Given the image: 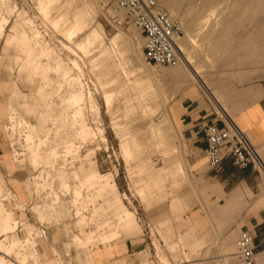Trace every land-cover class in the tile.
Listing matches in <instances>:
<instances>
[{"label":"rangeland","instance_id":"1","mask_svg":"<svg viewBox=\"0 0 264 264\" xmlns=\"http://www.w3.org/2000/svg\"><path fill=\"white\" fill-rule=\"evenodd\" d=\"M156 1L181 33L175 66L144 62L142 36L112 0H0L3 263H233L238 231L193 218L200 156L175 104L202 93L224 110L237 88L264 81V0ZM11 30L34 32L27 67L19 38L5 45Z\"/></svg>","mask_w":264,"mask_h":264},{"label":"crops","instance_id":"2","mask_svg":"<svg viewBox=\"0 0 264 264\" xmlns=\"http://www.w3.org/2000/svg\"><path fill=\"white\" fill-rule=\"evenodd\" d=\"M13 31L6 37L5 45L10 47L19 38L20 45L16 46L21 56L19 58L24 60L27 67V57L32 51L31 44L33 50L35 49L34 32L29 36L25 32ZM40 51L38 50L39 54ZM174 72L169 71L167 74ZM7 92L8 85L0 80V164L4 156L3 164L10 170V155L5 153L6 141L1 130L6 128L4 120L8 112L5 106ZM14 95H18L17 91ZM223 108L224 110L221 106L215 107L202 93L185 96L175 104L176 120L182 137L190 150L200 156L197 163L199 171L194 172V179L203 182V187L200 188L203 189V194L200 190L198 194L199 197L203 195L204 199L197 202L194 194L193 218L204 216L210 222L215 219L217 224H210V228L229 229L238 231V234L247 230L251 233L256 247L255 264H264V81L251 82L237 88ZM227 120H232L253 144L262 163L261 169H253L251 165L238 169L230 158L221 162L217 172L208 168L205 159L206 145L200 127L203 124H212L221 128ZM31 159L34 162L32 156ZM5 189L7 190L5 182L0 175V190ZM195 229L192 222L187 226V235L194 233ZM128 247L126 244V252Z\"/></svg>","mask_w":264,"mask_h":264},{"label":"built area","instance_id":"3","mask_svg":"<svg viewBox=\"0 0 264 264\" xmlns=\"http://www.w3.org/2000/svg\"><path fill=\"white\" fill-rule=\"evenodd\" d=\"M112 1L117 9L124 12L127 23L142 36L143 60L147 65L163 68L175 66L179 62L176 42L180 38V30L156 0ZM200 131L206 145L205 159L210 170L219 171L221 162L226 158H230L238 169L250 165L253 169L262 168L255 147L232 120H227L221 128L203 124ZM255 250L251 233L240 231L232 264H255Z\"/></svg>","mask_w":264,"mask_h":264},{"label":"bare ground","instance_id":"4","mask_svg":"<svg viewBox=\"0 0 264 264\" xmlns=\"http://www.w3.org/2000/svg\"><path fill=\"white\" fill-rule=\"evenodd\" d=\"M177 51H178L179 56H180L179 46H177ZM10 119H13V117L11 116ZM19 125H24V122H19ZM24 127H25V126H24ZM6 128H7V126H6ZM6 128H5V130H6ZM11 128H12V127H11ZM0 207H1V206H0ZM1 209H2V208H1ZM3 215H4V214H3ZM10 224H11V223H10ZM10 226H11V225H10ZM11 227H12V226H11ZM1 229H2V231H3L4 229L9 230V224H8V221H7V220L1 218V213H0V231H1ZM6 232H7V231H6ZM1 249H2V248H1V246H0V250H1ZM9 251H10L9 248H4L2 254L6 256V255L10 254ZM4 260H5V258L2 257V256L0 255V264H5V263H3Z\"/></svg>","mask_w":264,"mask_h":264}]
</instances>
